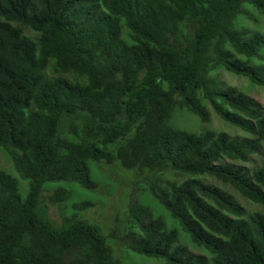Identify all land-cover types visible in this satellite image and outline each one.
I'll return each instance as SVG.
<instances>
[{
  "label": "trees",
  "instance_id": "1",
  "mask_svg": "<svg viewBox=\"0 0 264 264\" xmlns=\"http://www.w3.org/2000/svg\"><path fill=\"white\" fill-rule=\"evenodd\" d=\"M262 20V21H261ZM220 70L264 87V0H0V264H123L73 203L49 216L47 183L95 190L93 166L148 170L153 196L206 253L179 242L150 205H131L130 248L168 264H264V107ZM214 111L250 133L192 132ZM58 186L52 201L73 197Z\"/></svg>",
  "mask_w": 264,
  "mask_h": 264
},
{
  "label": "rangeland",
  "instance_id": "2",
  "mask_svg": "<svg viewBox=\"0 0 264 264\" xmlns=\"http://www.w3.org/2000/svg\"><path fill=\"white\" fill-rule=\"evenodd\" d=\"M262 21V20H261ZM220 79L226 86H236L240 90L254 97L264 107V87L251 83L245 76L220 70ZM175 126L192 131L201 132L207 129L225 131L230 135H250V133L223 120L212 111L211 120L202 122L198 116L189 111H179L173 117ZM264 158V146L261 151L252 156L250 162L245 163L253 168L261 163ZM0 167L13 173L19 179L20 193L26 196L29 189V179L23 178L14 169L10 157L0 148ZM97 175V187L95 190L81 187L77 183L63 181L47 183L43 191V197L48 204L49 216L58 225L62 222V214L72 210L73 203L84 199L94 201V205L79 211L80 216L101 226L107 236L110 245L123 264H168L161 258L150 257L137 253L130 248L125 240V234L132 226L131 205L143 202L151 206L153 215L162 216L168 227L177 228L179 242L196 253H206L197 247L189 235L181 228L180 224L170 215L169 211L153 196L151 180L154 174L148 170L127 169L119 161L111 163L102 162L97 167L93 166ZM66 186L73 189V197L69 200L54 202L50 196L58 186Z\"/></svg>",
  "mask_w": 264,
  "mask_h": 264
}]
</instances>
